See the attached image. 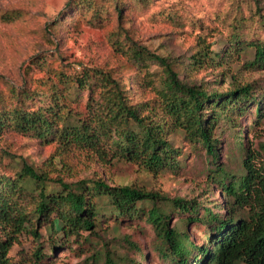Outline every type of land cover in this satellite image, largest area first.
<instances>
[{
  "label": "trees",
  "instance_id": "1",
  "mask_svg": "<svg viewBox=\"0 0 264 264\" xmlns=\"http://www.w3.org/2000/svg\"><path fill=\"white\" fill-rule=\"evenodd\" d=\"M112 1L122 17L129 7L125 0H68L64 8L77 7L101 19ZM136 1L145 5L149 0ZM256 4L249 9V17L240 9L228 12L229 30L221 51L200 38L196 50L179 67L174 58L152 52L128 32L122 40L125 29L116 31V51L144 68L156 63L162 69L157 100L132 96L127 88L131 80L117 78L108 68L64 63L62 56L58 57L63 63L60 70L53 67L49 56L31 57L23 85L9 94L0 92V136L12 132L35 137L43 144L56 143L55 154L67 171H72L70 162L105 165L114 160L140 164L155 174L180 169V150L169 138L171 132L180 130L187 139L201 143L213 160L206 177L222 190L223 202L216 204L222 216L213 207L206 205L201 213L198 202L170 199L136 185L112 186L102 179L66 182L60 174H51L50 165L42 169L24 163L13 174L0 171V264H17L11 252L24 235L38 241L35 264H42L48 256L42 229L56 248L63 237L70 242L94 234L106 213L117 219L145 216L167 247L162 254L166 259L173 257V264H264V144L254 149L251 140L243 146L240 135L244 173L236 175L217 166L218 140L214 137L222 119L235 122V116L242 118L253 108L256 117L251 132L264 123V86L233 74L230 88L221 93L192 80L199 71L231 70L229 64L244 55H252L244 67L264 71V40L242 41L251 26L264 24L263 8ZM30 70L37 75L28 76ZM134 82L139 90L143 88L140 80ZM160 202L188 213L185 224L212 226L209 246L197 247L186 230L170 228L171 212ZM194 250L201 258L191 260ZM106 263L116 264L109 257Z\"/></svg>",
  "mask_w": 264,
  "mask_h": 264
},
{
  "label": "rangeland",
  "instance_id": "2",
  "mask_svg": "<svg viewBox=\"0 0 264 264\" xmlns=\"http://www.w3.org/2000/svg\"><path fill=\"white\" fill-rule=\"evenodd\" d=\"M67 1L0 0V92L9 94L12 89L23 85L31 57L49 56L53 67L60 70L63 63L58 57L62 56L64 63L75 62L91 68H108L117 78L131 80L127 82V88L132 96L157 100L160 93L158 79L163 75L162 69L156 63L147 64L148 68H144L116 51L113 48L116 41L113 34L116 31L125 29L121 34L122 40H125V32H128L131 38L152 52L174 58L179 67L180 62H187L188 57L196 50L200 38L211 42L214 50H222L229 30L227 14L231 9H240L249 17V9L258 3L264 12V0H149L145 5L136 0H125L129 7L125 8L122 17L116 14L112 1L99 19L77 7L64 8ZM99 3L100 1L96 5ZM246 31L242 41L264 40V24H256ZM251 59L252 55H244L231 62V70L196 72L192 80L209 86L211 91L222 93L230 88L232 75L236 74L260 83L263 87L264 71L244 67V63ZM78 67L79 70L82 69L81 66ZM37 73L36 70H30L28 76L35 77ZM221 73L226 76L222 78L224 75L221 76ZM133 79L137 83L140 80L143 88L139 90V85ZM6 98L9 101L8 95ZM241 106L243 104L236 111ZM74 107L77 108L76 105ZM208 112L209 110L206 115ZM251 112L242 118L235 116V122L232 123L222 119L214 132V137L218 140L217 166L236 175L244 173V150L239 140L240 135L244 138L243 146L248 145L251 140L254 149H259L260 144H264V123L251 132L250 125L256 117L254 108ZM169 138L180 150L178 160L181 165L177 170L155 174L140 164L114 160L105 165L88 161L81 164L70 162L72 171H67L64 161L55 154L56 143L43 144L35 137L8 132L0 136V171L13 174L24 163L42 169H48L47 165H50L51 174H60L66 182L102 179L112 186L132 184L160 192L170 199L198 202L201 204L198 208L201 213L204 206L213 207L217 215L222 216V209L216 206L223 202L222 190L206 177L213 167V160L206 149L201 143L187 139L180 130L171 132ZM262 159L264 161V152ZM50 186L54 188V185ZM161 205L171 212L170 228L186 230L190 241L197 247L209 246L212 226L202 222H198V225L185 224L188 213L177 210L169 203ZM141 207L145 208L146 205L144 207L141 204ZM103 218L102 226L94 234L86 233V239L71 238L70 242L63 237L56 248L48 243L50 241L47 240L46 231L42 229V242L48 252L42 264H107L108 257L116 264H173V257L168 256L166 259L162 254V249L164 251L167 247L145 216L117 219L106 213ZM37 242L31 235H24L21 244L16 245L11 252L15 262L35 264ZM105 254L107 257H104ZM190 258H201V253L194 250Z\"/></svg>",
  "mask_w": 264,
  "mask_h": 264
}]
</instances>
